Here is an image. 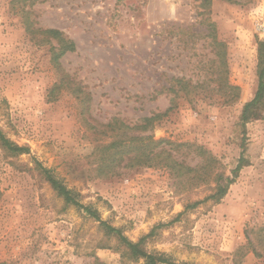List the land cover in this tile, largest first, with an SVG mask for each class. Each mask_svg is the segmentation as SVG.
I'll return each instance as SVG.
<instances>
[{
  "label": "rangeland",
  "instance_id": "rangeland-1",
  "mask_svg": "<svg viewBox=\"0 0 264 264\" xmlns=\"http://www.w3.org/2000/svg\"><path fill=\"white\" fill-rule=\"evenodd\" d=\"M201 4L0 0V129L29 148L13 157L0 145V262L144 264L66 204L37 160L129 240L144 238L147 252L174 264H264V100L258 117L240 122L257 87L264 0ZM26 22L60 30L76 50L54 66ZM223 83L238 88L229 101ZM156 114L138 134L174 143L175 159L210 179L190 183L157 165L98 175L94 147L109 135L105 125ZM240 155L246 165L215 202L214 176L225 184Z\"/></svg>",
  "mask_w": 264,
  "mask_h": 264
},
{
  "label": "trees",
  "instance_id": "trees-1",
  "mask_svg": "<svg viewBox=\"0 0 264 264\" xmlns=\"http://www.w3.org/2000/svg\"><path fill=\"white\" fill-rule=\"evenodd\" d=\"M211 0H202L201 6L208 9ZM235 3L236 0H228ZM211 31L214 32V24L209 23ZM26 32L30 35H40L41 37L36 40L38 45L46 44L49 50V61L54 66H59V59L68 52L76 50L75 42L66 37L60 30L54 28H34L30 23L26 22ZM219 46L222 44L218 43ZM258 62L256 66L257 87L255 94L251 100L243 105L240 122L243 126L250 119L259 116V110L264 100V40L258 42L257 48ZM221 66H225L224 53L220 56ZM222 72V71H221ZM222 82V80L220 81ZM221 88L229 90L228 94H223L229 101L234 95V91H238L236 86L223 83ZM78 97L80 90L74 89ZM160 114L152 115L143 118L142 123L135 125H128L119 120L114 119L105 125L109 131V135L95 141L94 157L97 159L96 171L99 176L113 175L117 168H146L152 166H161L172 170L173 173L179 171V175L183 172L186 174L190 183L200 184L210 179L209 172H201L200 169L189 167L182 162H178L173 154L174 146L172 142L164 139H155L152 135L138 134L140 131L145 130L147 125L153 120L158 118ZM137 132V134H136ZM0 145L9 155L13 157L20 156L24 153H29V148L19 146L9 140L0 129ZM170 147H167L169 146ZM205 152H200L203 154ZM212 160H210L211 162ZM245 163V159L240 155L238 162L232 170V177H225V184L220 181L223 179L222 175L214 176L215 189L208 197L218 202L227 192L229 185L233 182L237 172ZM35 169L44 178V180L51 186V188L64 200L66 204L75 206L82 209L88 216L92 217L104 229L107 234L114 236L118 243L124 248V254L129 255L135 260L142 259L144 264H174L162 253L147 252L143 248L144 238L137 242L129 240L119 228L111 226L106 221L102 220L96 210L89 206L83 205L79 198L78 193L69 189L59 178H57L50 169L45 168L40 162L34 160ZM207 167L203 168L206 169ZM198 202L188 206L193 207ZM0 264H5L0 262Z\"/></svg>",
  "mask_w": 264,
  "mask_h": 264
}]
</instances>
